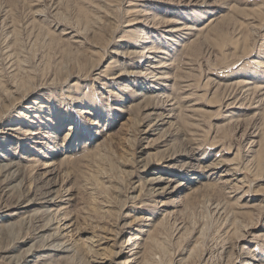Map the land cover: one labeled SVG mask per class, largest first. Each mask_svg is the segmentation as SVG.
Listing matches in <instances>:
<instances>
[{"label":"rangeland","instance_id":"obj_1","mask_svg":"<svg viewBox=\"0 0 264 264\" xmlns=\"http://www.w3.org/2000/svg\"><path fill=\"white\" fill-rule=\"evenodd\" d=\"M145 12L153 23L126 27ZM170 19L192 30L167 41L178 26ZM146 36L172 64L160 84L177 99L164 117L161 100L142 91L154 81L123 70L142 58L123 57L121 45ZM3 161L20 178L0 174V208L31 190L28 214L44 212L52 188L73 222L74 258L51 251L42 264H121L130 235L149 229L154 240L136 264H232L241 254L264 264V0H0ZM243 193L252 208L239 211ZM143 218L151 221L140 227ZM42 224L22 230L27 244ZM249 224L260 229L238 242ZM19 232L0 237V252ZM99 235L104 248L94 249ZM0 264L11 263L0 255Z\"/></svg>","mask_w":264,"mask_h":264},{"label":"bare ground","instance_id":"obj_2","mask_svg":"<svg viewBox=\"0 0 264 264\" xmlns=\"http://www.w3.org/2000/svg\"><path fill=\"white\" fill-rule=\"evenodd\" d=\"M133 1H137V0H133ZM139 1H143V0H139ZM136 12L137 11H134V13H136ZM146 13L147 12H145L146 20H139V19L131 20V21H129L131 23H129L126 27L134 28L137 25L138 26H145L146 24H144V23H150V22L153 23L156 16L153 15L152 13H148V14H146ZM178 22L179 21H177L175 19H170L169 21L166 22V24L168 26L169 25H176V24L178 26L170 27L169 29H167V31L165 32L167 34V36H164L165 40H167V41L172 40L174 42V41H176V38L178 39L182 35V33H184V31L192 30V28H189L184 23H178ZM129 31L131 33L133 31H136V29H132ZM145 39H146L145 41L140 42L141 44H135V45H132V44L126 45L125 44L126 46L121 45L123 47H126V49L130 50L129 52L128 51L122 52L123 57L124 56H126V57L141 56V58H142L140 61L137 62V65H135L137 68L132 69L129 67L130 69L125 68L123 70L126 74H129L132 76L143 77L144 81L142 82V85L147 84L148 82L154 81L153 85L149 89L147 87H145L146 90H144V88H142V91H145L146 93H148L152 97L159 98L161 100L160 101L161 104H160V106H158L156 108V110H157V112H160L162 114V116L164 117V115H163L164 110L167 111V109H174V106L176 105V99H177V98L175 99L174 97H171L170 95L165 96L164 89L162 88V84H160V82H167L166 80H169V79L171 80L169 71H167V69L170 68L172 66V64H170L169 62H162V58L167 54V48L165 46H158L161 43V41L156 40L155 42H152L150 40V37H147V36ZM76 43L77 44H83L82 41H77ZM150 44H152V45H150ZM124 66H125V63H124ZM247 85H250V84L248 83ZM164 99H165V101H164ZM178 107H180V106H178ZM237 107L240 108L241 106L237 105ZM229 109L230 110L234 109V105L229 106ZM74 129H75V127L73 125H71L70 130H74ZM26 131H28V130H26ZM49 137L52 138L54 136L49 135ZM76 138L77 139L74 141L78 142V144L81 143L83 140L82 137L80 138V136H79V138H78L77 135H76ZM4 162H5V164H3ZM3 163H1V166H0V169H1L0 174L2 176H4L5 174H8V175L11 174V178L9 180H7V183L15 182L18 178H20V174L15 172L16 164L14 163V161L13 162L12 161H3ZM49 167H51V164H46L45 168L49 169ZM146 167H147V164H146L145 168ZM228 182H229V180H226V181H223L222 183L226 184ZM17 183H18V181H17ZM127 183H129V182H127ZM239 183H242V182H239ZM20 185H21V187H23V184H20ZM181 185L182 184H180V186ZM143 190H144V188H142L141 192ZM133 191H135V190H133ZM234 191H235V189L233 188L232 192H234ZM53 195H54V192H53L52 188H47L44 191V193H42V195H41L42 198H40L42 200V202L40 203V205H42L44 208H46V210H44V212H38L35 214H28L29 210L32 208V206H34V203H36V201H35L36 196L34 195V193L31 190H24L23 194L21 196H19V198L12 204H10V203H3L2 204V208H0V237L7 235L9 233L12 234L15 227H20V232L18 233V235H16L17 237L14 240L16 243V244H14V248L12 250H9L8 252H2V251L0 252V255L6 256L7 260H9V262L11 264H42L39 261L40 257L46 253H50L51 251H53V252L56 251V253L59 256H68L71 258L72 257L74 258V256L76 255L77 250L75 249V246L72 244H69V242L67 240V238L70 237L69 233H72L71 231H73V230H71V228H73V222H71L69 217L65 214L66 208L64 207V205L58 204L57 200L55 199V197H53ZM246 197H247L246 193H243V195L239 198L240 201L242 200L241 202L239 201L240 204L237 205V208L240 209L239 211L250 210L252 208V206H249L246 203H242L245 201ZM125 199H127V198H125ZM131 200H132V198H131ZM7 202H8V200H7ZM14 207H15V212L14 213L12 212L13 213L12 215L10 213V215H9V209L14 208ZM123 207H125V205ZM220 210H222V209H220ZM263 212H264V208H263ZM162 217H163V219L161 221H164L166 218V215H163ZM150 221H151V219L143 218L141 220L140 227H143L144 224H146V222L148 223ZM40 223H43L42 226L37 228V230L34 232L35 238L34 239L32 238L34 240V243H32L31 245L27 244L28 241L30 240V236H29L30 234L26 233V234H24V236H21L22 230L24 229V230L28 231L34 226V224L37 225ZM148 225L151 226V224H148ZM252 225L249 224V226H245V227L242 226L244 233L237 234L238 235V242L245 240L246 236H252L255 233L256 229L257 230L260 229V227H255ZM257 226H258V224H257ZM74 230H77V229H74ZM127 231L129 232V231H131V229L128 228V230L118 231V232H115L113 234L114 245L118 241V239L121 237V234H125ZM154 231L155 230H153V229H149L147 231V234H145L144 236L141 234L140 235H136V234L130 235L129 243L127 244V250L128 251H126L125 253L122 252L123 255L125 254V256H127L129 260H127V261L124 260L125 262L122 261L121 264H136V263H138V261L143 257V255L145 253L144 244L146 242H149L150 240H154L153 239ZM16 232H18V231H16ZM94 236H96V235H94ZM7 237H9V235ZM7 237H6V239H7ZM95 238H94V240H95ZM96 239H97L96 241H94L92 239L90 240L91 242H93V244L98 243L97 245L92 244V246L94 247V249L95 248L96 249L97 248L102 249L101 246H103L105 244L103 241V238H100V235H99V236H97ZM27 245H29V247H26ZM23 247H25V248H23ZM103 248H104V246H103ZM99 250L91 251V253L93 252V253L97 254V252ZM185 255H186L185 251H179L176 254V258L181 259ZM53 257H54V255H53ZM55 258H58V257L55 256ZM49 259H50V257H49ZM98 259L99 258H97V260ZM261 259L262 258L257 259V258H254L252 256H249V255H242L241 254V255L236 256V258L234 259L232 264H261L262 263ZM99 260H100L99 262H93V264H106L105 262L101 261L102 259H99ZM157 260H159V259H157ZM44 264H46V263H44ZM185 264H187V263L185 262Z\"/></svg>","mask_w":264,"mask_h":264}]
</instances>
